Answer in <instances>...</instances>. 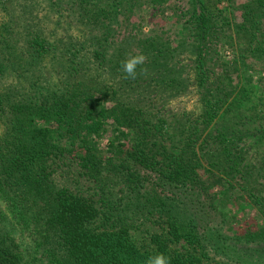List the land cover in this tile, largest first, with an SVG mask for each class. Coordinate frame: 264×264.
<instances>
[{
  "label": "trees",
  "instance_id": "16d2710c",
  "mask_svg": "<svg viewBox=\"0 0 264 264\" xmlns=\"http://www.w3.org/2000/svg\"><path fill=\"white\" fill-rule=\"evenodd\" d=\"M168 1L0 0L6 14L0 19V264H145L158 253L169 264L259 261L243 245L264 246V227L230 236L222 212H231L232 198L243 199L248 186L264 221V162L240 163L247 149L229 144L218 125L209 129L214 116L180 112L179 135L163 130L168 119L159 106L150 109L152 99L164 101L151 91L153 83L162 94L178 85L184 94L194 85L216 104L231 86L226 64L211 82L209 60L218 51L209 46L207 1L174 46L164 30L143 33L141 21H132L144 4L162 8ZM64 2L82 30L57 49L47 29L60 23L51 16ZM247 2L229 36L264 58V0ZM117 23L132 28L115 37ZM184 48L196 56L195 81ZM139 54L144 63L127 77L122 62ZM56 151L71 157L91 184L71 166L56 173L48 163ZM205 165L204 179L198 169ZM148 223L162 231L139 245L131 230ZM181 242L184 251L175 247Z\"/></svg>",
  "mask_w": 264,
  "mask_h": 264
},
{
  "label": "rangeland",
  "instance_id": "374dc122",
  "mask_svg": "<svg viewBox=\"0 0 264 264\" xmlns=\"http://www.w3.org/2000/svg\"><path fill=\"white\" fill-rule=\"evenodd\" d=\"M204 1H207V10L209 12L206 15V20L212 26L210 36L214 39V42L209 44L210 50L213 52L214 49H217L218 51V55L213 53V58L209 60L212 71L210 72V76L213 77L211 82L222 75V66L226 64L231 76L229 94H221L220 97L225 100L220 104H216L212 100V103L208 102L209 99L207 100L206 96V99H204L202 95L203 89L198 90L197 86L191 85L187 92L180 94V87L178 88V85L173 89H165L166 92L162 94L156 83H153L151 91L156 92L157 97L164 99V101L158 102L157 98L152 99L150 109L153 112L159 106V111L167 116L168 119V122L160 123L163 125V130L179 135L180 112H192L195 117H198L200 114L204 117L207 115V118L208 116H214L213 120L210 121L209 129H215V125H218L220 130L226 132L229 144H238L239 147L243 145V151L247 149V158H245L246 154L244 152L240 155L242 156L240 163L246 165L248 163L264 162V61L262 60L264 58L246 51L241 42L238 43L234 38H230L229 36L232 32L236 34L234 29L237 23L239 24L244 20L243 6H246L245 3H248V0H197V6L196 0H169L162 8H152V6L144 4L141 8L142 10L137 9L135 11L132 21H141L143 33L152 34L154 30L164 33V30V36H168L167 38L172 41L174 46L178 42V39H180L178 31H181L183 26L189 25L191 21L197 20L196 8L199 11L201 4L204 5ZM58 7L59 10L54 11L51 18L52 20L61 19V21L59 24L55 23L56 27L53 23L49 25L47 37L52 45L54 44L57 49H61L62 41L68 39L69 35H73L75 39H78L82 28L80 25L77 26L76 21L71 17L67 8L68 5L65 2ZM3 15L6 16L5 13L0 12V19H3ZM25 15H29V9L26 10ZM85 21L93 27L95 23H98L94 20L89 21L88 19ZM99 28L103 29L101 24H99ZM131 28L132 23H123L121 26L117 23V26L113 29L116 32L115 37H123ZM183 35L186 34L184 33ZM188 35L189 42H191L193 36L189 33ZM183 51V56L187 59L186 63L188 64L191 78L195 81L196 69L194 68V58L196 56L191 51H187L186 48ZM49 52L50 55L54 53L51 49ZM65 55L70 58L75 54L72 50H69ZM46 70L52 73V69L47 67ZM212 93L213 91H211ZM209 97L212 96L210 95ZM151 115L155 120L159 117L156 113H152ZM102 143L107 144L108 138L104 137ZM48 163L53 166L56 173L66 170L68 166L76 168L75 171H78L79 175L78 179L86 183V185L91 184L88 177L84 174V170L71 157H67L63 153L53 152L48 157ZM206 168L209 167L205 165L198 169L204 179L209 174ZM217 172L219 173L218 169L215 173ZM262 181L264 182V178ZM217 185L218 183L213 186L216 187ZM258 189L263 188L259 187ZM243 196L244 198L240 200L232 198L236 203L231 205V212L226 210V208L222 212L228 219L227 228H224V231L230 236H233L235 233H245L248 228L251 231H261L260 229L264 227V221L259 216L257 206L252 202L248 193V186L243 193L241 192L239 197ZM161 231V228H158V226L148 223L138 229L131 230V238L139 245H144L147 243L148 237L152 232ZM262 235L264 243V231ZM236 240V242H239L238 239ZM14 241L17 244L20 243V240L16 237H14ZM233 243H235V240H233ZM182 244L183 242L175 245V247H180V251H184V247H181ZM244 244L243 246H247L251 252L257 255L259 261L255 264H264V246L262 245L259 247V250H256L254 246H257L258 242L254 240L246 241ZM218 258L223 259L222 257ZM221 263L215 260L212 264ZM230 264H238V262L233 261ZM251 264L254 263L251 262Z\"/></svg>",
  "mask_w": 264,
  "mask_h": 264
},
{
  "label": "clouds",
  "instance_id": "9594fccd",
  "mask_svg": "<svg viewBox=\"0 0 264 264\" xmlns=\"http://www.w3.org/2000/svg\"><path fill=\"white\" fill-rule=\"evenodd\" d=\"M145 61L143 54L131 56L122 62V70L127 77L135 78L138 65H142ZM145 264H169V258L162 253L155 256H150L145 261Z\"/></svg>",
  "mask_w": 264,
  "mask_h": 264
}]
</instances>
